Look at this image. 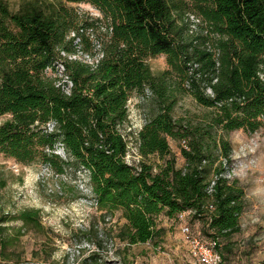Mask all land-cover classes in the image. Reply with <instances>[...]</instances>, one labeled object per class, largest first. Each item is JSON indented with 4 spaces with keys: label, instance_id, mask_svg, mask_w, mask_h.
I'll return each instance as SVG.
<instances>
[{
    "label": "trees",
    "instance_id": "trees-1",
    "mask_svg": "<svg viewBox=\"0 0 264 264\" xmlns=\"http://www.w3.org/2000/svg\"><path fill=\"white\" fill-rule=\"evenodd\" d=\"M77 2L95 6L108 21L94 67L62 56L92 55L82 45L90 42L84 30L94 22L80 27L66 6ZM189 15L200 19L195 31ZM160 54L168 67L153 73L147 60ZM58 60L70 73L69 94L48 73ZM133 92L148 97L152 108L136 137L140 155L164 157L168 138H175L182 142L184 166L170 158L158 168L125 163L128 142L120 126ZM186 94L209 109L205 126L173 116L178 95ZM3 116L0 153L18 163L40 161L58 174L67 167L86 171L99 208L120 210L126 220L118 231L126 245L158 244L164 234L159 214L174 219L190 210L189 217L206 218L207 237H231L240 231L244 189L237 179L219 176L208 192L211 178L223 170L220 163L205 181L202 167L212 149L205 136L213 128L249 133L264 125V0H0ZM209 140L230 158L227 140ZM58 144L65 158L55 152ZM10 219L22 222L20 231L42 227L39 209L13 218L0 210L2 260L13 240L6 235Z\"/></svg>",
    "mask_w": 264,
    "mask_h": 264
},
{
    "label": "rangeland",
    "instance_id": "rangeland-1",
    "mask_svg": "<svg viewBox=\"0 0 264 264\" xmlns=\"http://www.w3.org/2000/svg\"><path fill=\"white\" fill-rule=\"evenodd\" d=\"M66 6L71 8L80 27L82 23L94 22L92 28L84 30L90 42L82 45L92 53H87L88 59H92L93 55L100 53L99 40L107 38L104 26L108 21L89 3H66ZM77 41L73 42L75 50L81 47ZM76 54L62 53V56L74 59ZM80 55L76 60L86 61L84 53ZM147 63L153 73L168 67L164 54L149 58ZM48 73L57 76L63 84L66 78H70V73L60 66L59 60L49 67ZM151 110L148 97L132 93L127 104L128 119L120 126V132L128 142V151L138 150L136 137ZM172 111L175 118L192 126H205L209 113V109L199 105L189 94L178 95ZM6 118L0 117V124ZM218 137L230 143V158L221 157L219 149L209 140ZM205 139L212 145L211 156L202 167L205 181L213 176L220 163L223 165L224 161L230 160L235 170L232 180L237 179L238 185L244 189L241 230L231 237V246H222L223 261L225 264H264V125L249 133L242 129L225 132L213 128ZM168 141V155L151 154L144 157V161L158 168L170 158L175 160L177 167L184 166L181 140L168 138ZM55 152L66 157L61 144L57 145ZM26 209L40 210L42 227L37 230L24 227L20 231L21 221H7L6 235L13 240L5 252L9 258L2 260L0 256L1 264H192L181 238L178 218L159 214L157 223L164 234L158 244L146 242L128 246L118 236L126 222L121 211L109 214L99 208L88 185L86 171L67 167L63 174H58L40 161L18 163L0 153V210L13 218ZM187 220L196 232L206 236V218L190 216Z\"/></svg>",
    "mask_w": 264,
    "mask_h": 264
},
{
    "label": "built area",
    "instance_id": "built-area-1",
    "mask_svg": "<svg viewBox=\"0 0 264 264\" xmlns=\"http://www.w3.org/2000/svg\"><path fill=\"white\" fill-rule=\"evenodd\" d=\"M191 19L190 29L192 31L196 30V25L199 22V18H196L194 15H189ZM83 53L78 51V54L74 55V59L80 57ZM84 56L87 58L86 61L82 59L84 62H87L95 66L98 62L99 58H101V54L97 53L92 57V59H88V55L84 53ZM65 84L63 86V90L65 93L69 94L71 92V88L73 87V83L69 78H66ZM126 164L139 168L142 161H144V157H142L139 151H128L123 156ZM231 162H223L222 172L219 175H214L211 178L210 183L208 184V192H211L213 189V185L215 181L219 178V176L226 178L228 180L234 179L235 170L231 167ZM194 211L190 210L187 212H181L176 217L180 221L179 231L181 233V238L184 245L188 248L190 263L192 264H225L223 261L222 255V247H220L219 238L216 236L204 237L200 233L196 232L192 227L191 223L187 220L189 215Z\"/></svg>",
    "mask_w": 264,
    "mask_h": 264
},
{
    "label": "crops",
    "instance_id": "crops-1",
    "mask_svg": "<svg viewBox=\"0 0 264 264\" xmlns=\"http://www.w3.org/2000/svg\"><path fill=\"white\" fill-rule=\"evenodd\" d=\"M240 230H241V223H240ZM236 233H238V232H236ZM232 236H234V234ZM231 237H221L223 239L222 240H221V238L219 239L220 240V247H222V246H231V241H232ZM221 251H222V249H221ZM188 253H189V251H188Z\"/></svg>",
    "mask_w": 264,
    "mask_h": 264
}]
</instances>
